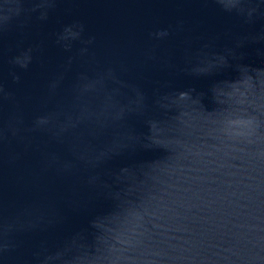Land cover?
I'll return each instance as SVG.
<instances>
[{"label": "water", "instance_id": "95a60500", "mask_svg": "<svg viewBox=\"0 0 264 264\" xmlns=\"http://www.w3.org/2000/svg\"><path fill=\"white\" fill-rule=\"evenodd\" d=\"M38 3L0 0V84L14 94L0 105V127L12 116L27 126L52 106L44 102L47 81L69 55L56 34L74 22L84 25L82 39L94 38L88 48L95 61L122 65L123 78L150 96L175 95L130 122L143 136L139 143L122 127L112 130L114 147L129 151L110 162L96 188L46 168L44 153H66L42 134H8L0 142V247H10L0 264H38L36 253L69 241L123 246L130 230L148 264H264V136L242 143L219 125L247 106L248 73L264 70V0H250V18L223 11L215 0H56L46 21L38 19ZM165 29V38L152 35ZM81 46L74 43L71 54ZM29 47L35 51L28 69L10 63ZM186 49L211 71L190 75ZM87 67L73 65L60 100L68 101L74 74Z\"/></svg>", "mask_w": 264, "mask_h": 264}, {"label": "clouds", "instance_id": "9594fccd", "mask_svg": "<svg viewBox=\"0 0 264 264\" xmlns=\"http://www.w3.org/2000/svg\"><path fill=\"white\" fill-rule=\"evenodd\" d=\"M55 3L56 0H39L36 5L41 9L38 19L46 21L49 12L54 10ZM215 3L223 11L245 18H250L256 11L250 5V0H215ZM83 32L84 25L74 22L65 25L56 34L55 43L69 55L47 81L44 102L52 106L34 116L27 126L21 117H10L6 127H0V142L5 141L8 134L25 140L27 134L40 133L46 137L47 143L60 146L66 153H44L46 168H51L58 176L76 177L84 185L96 188L104 185L105 170L109 168L110 162L129 151L126 145L114 147L117 138L110 135L112 130L122 127L130 138L139 143L143 136L130 126V122L134 118L145 117L153 107L163 109L166 97L175 93L157 91L150 96L140 83L123 78L126 69L122 65L95 61L88 48L94 38L82 39ZM152 35L162 39L169 32L166 29L159 30ZM76 42H80L82 46L75 54H71ZM34 51L32 47L24 49L10 63L26 70L33 63ZM185 54L191 57L187 69L190 75L199 77L211 71L206 66V60L198 53L186 49ZM77 62H83L89 67L74 74L68 101L65 103L59 97L68 74ZM11 75L14 83L20 82V75ZM257 77H264V70L255 74L249 72L245 77L252 92L247 106H242L230 114L227 120L219 123L220 130L230 140L253 143L254 138L264 136V133L257 131L264 125V78ZM184 91L190 95L196 93L195 89ZM13 100L14 94L0 84V105ZM151 123L152 118H147L145 128ZM11 227L12 225L7 226L9 229ZM9 247L7 242L4 243L0 252L8 251ZM36 256L38 264H81V258L87 264H148V253L139 241L138 233L131 230L127 235V243L123 246L113 247L109 243H100L80 247L69 241L54 252H38Z\"/></svg>", "mask_w": 264, "mask_h": 264}]
</instances>
